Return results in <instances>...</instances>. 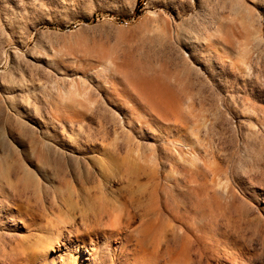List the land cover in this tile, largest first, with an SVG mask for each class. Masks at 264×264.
<instances>
[{
  "label": "rangeland",
  "instance_id": "rangeland-1",
  "mask_svg": "<svg viewBox=\"0 0 264 264\" xmlns=\"http://www.w3.org/2000/svg\"><path fill=\"white\" fill-rule=\"evenodd\" d=\"M0 264H264V0H0Z\"/></svg>",
  "mask_w": 264,
  "mask_h": 264
},
{
  "label": "bare ground",
  "instance_id": "bare-ground-1",
  "mask_svg": "<svg viewBox=\"0 0 264 264\" xmlns=\"http://www.w3.org/2000/svg\"><path fill=\"white\" fill-rule=\"evenodd\" d=\"M113 75H115V76H117V75H116L115 73H114V74H111L112 79H113V78L115 79L116 77H114ZM112 79H111V80H112ZM114 79H113V80H114ZM111 80L105 78V79L102 80V81H104V83L106 82L107 87H109L111 90H112V89H116V88L114 87L115 85L113 86V84H114V82H112L113 80H112V81H111ZM67 95H68V96H71V95H72V92L68 93ZM73 99H74L73 96L70 97V99H69V105L73 104Z\"/></svg>",
  "mask_w": 264,
  "mask_h": 264
}]
</instances>
